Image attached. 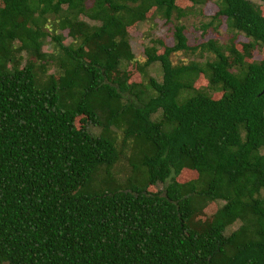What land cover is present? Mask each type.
<instances>
[{
	"label": "trees",
	"instance_id": "16d2710c",
	"mask_svg": "<svg viewBox=\"0 0 264 264\" xmlns=\"http://www.w3.org/2000/svg\"><path fill=\"white\" fill-rule=\"evenodd\" d=\"M174 4L93 0L85 9L83 0H0V264H264V199L259 198L264 188V15L249 0L215 1L216 12L200 26L201 33L222 18L232 38L247 39L241 53L232 39L224 46L208 40L188 47L180 26L173 29L171 47L151 41L143 50V66L157 62L161 69L160 82L149 79L153 96L135 91L125 73L117 79L108 75L121 60L132 59L115 13L131 8L142 18L154 9L168 21ZM59 13L64 16L58 28L70 35L75 31L71 14L96 25L76 48L51 37L70 78L59 84L49 78L38 86L32 63L7 68L11 44L43 59L41 26L45 15ZM115 36L117 42H103ZM90 38L95 51L84 55ZM256 46L263 48L261 60L244 63ZM196 50L214 59L203 66L171 65V54ZM192 74L205 77L219 98L197 91L177 103L180 91L190 88L183 78ZM156 112L163 114L162 123L151 120ZM78 117L102 134L92 137L76 127ZM120 117L128 119L123 142L133 149L131 169L144 171L142 183L133 190L63 196L65 175L84 187L98 167L117 160L111 133L103 134ZM182 171L196 178L179 182ZM157 184L160 190H147ZM194 199L222 204L204 225L191 226Z\"/></svg>",
	"mask_w": 264,
	"mask_h": 264
},
{
	"label": "rangeland",
	"instance_id": "374dc122",
	"mask_svg": "<svg viewBox=\"0 0 264 264\" xmlns=\"http://www.w3.org/2000/svg\"><path fill=\"white\" fill-rule=\"evenodd\" d=\"M93 0H83V5L85 9L89 8ZM216 0H207L201 2L199 5H191L187 0H175L173 10L170 14L169 20L165 21L160 13L156 12L154 9L146 10L142 18H138L134 11L128 9L126 12L119 11L115 13L124 25L125 35L124 40L128 43L130 52L132 54V59L129 61L121 60L116 71L109 72L108 75L111 79H117L122 73L127 75V84L137 85L135 91L140 90L147 96H153L154 93L149 86V79H153L156 82L161 80V69L157 62L151 63L147 67L143 66L144 63V48L150 45L153 40L160 41L163 46L171 47L173 45L172 33L174 27H182V33L186 39V44L188 47H195L201 43H205L208 40L215 41L218 45L224 46L228 45L232 39V44L238 52L241 53V44L247 43L242 35L237 34L232 38V35L228 33L225 29L224 20L220 19V24L216 26V22H212V25L206 30L205 34L201 33L200 26L206 24L210 21V18L216 12V7L214 5ZM254 4L261 15H264V3L258 0H249ZM65 6H62L64 9ZM110 12V10H108ZM71 14V22L75 26L74 34L70 35L67 29H59L58 23L63 19L64 14L59 13L57 15H45V24L41 26L42 31L46 34L43 38H40L41 42L40 51L43 53V59H36L35 55L30 52H24L17 50L18 43L13 42L11 46L13 50L11 51V59L7 63V68L12 70L13 68H21L27 62L33 64V72L35 75V80L38 86L45 85L49 78L59 83H66L70 76L66 74V65L61 63L62 53L59 50L57 44L51 39L53 36L60 37V43L62 45H69L72 48H76L82 41L83 35H90L95 27L96 23L88 20L82 15ZM36 16V14H34ZM119 38L107 37L103 40L106 44L110 42H117ZM157 49V53L162 52V47L154 45ZM84 55L87 53H93L96 48V42L94 39L90 38L86 41L83 46ZM249 58H244V63H258L263 56V48L254 47L249 51ZM214 59L211 53L201 52L196 50L194 52L190 51H180L173 53L169 56V61L173 67L178 66H188L191 63H195L198 66H203L205 62L212 61ZM232 72L236 73L237 70L231 69ZM184 82H190V88L187 90H181L176 102L182 103L184 99L193 95L197 91H202L207 94L212 99H218L220 96L219 92L212 90L206 81V78L201 74H192L188 79L183 78ZM66 90L60 92L61 96H65ZM124 97H127L124 94ZM65 102L69 101L66 97H63ZM121 104L124 103L122 99ZM151 120L156 123L163 122V114L161 112H156L151 115ZM127 117H120V121L116 127H111L110 131H106L103 135L108 136L111 133V137L114 139V146L118 153V158L109 167L100 166L96 169L90 182L87 186H82L81 181L72 177L65 175L61 181V193L63 196H70L76 191L85 192H101L112 189L113 187H118L120 189L133 190L137 184H141L144 178V171L141 168L136 170L131 169L128 158H132L133 149L131 148L130 142H123V128L127 125ZM74 125L80 128L82 131L87 132L90 136L96 137L101 133L100 127L88 123L86 118L78 117L74 120ZM264 151H262L263 153ZM129 158V159H130ZM196 175L189 171H182L177 176V181L186 182L194 180ZM162 188L160 184L155 186L147 187L150 192L158 191ZM259 198L264 199V188L261 189L259 193ZM195 206L193 214L191 216V226L192 225H204V223L210 218V215L218 208L222 203L216 202L214 204H201L195 200ZM238 223L232 224L225 230V234H229L231 231L235 230Z\"/></svg>",
	"mask_w": 264,
	"mask_h": 264
},
{
	"label": "water",
	"instance_id": "95a60500",
	"mask_svg": "<svg viewBox=\"0 0 264 264\" xmlns=\"http://www.w3.org/2000/svg\"><path fill=\"white\" fill-rule=\"evenodd\" d=\"M262 92H264V90Z\"/></svg>",
	"mask_w": 264,
	"mask_h": 264
}]
</instances>
